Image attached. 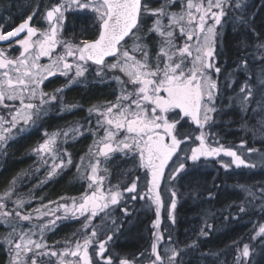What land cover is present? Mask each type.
I'll use <instances>...</instances> for the list:
<instances>
[{
    "label": "snow or ice",
    "instance_id": "1",
    "mask_svg": "<svg viewBox=\"0 0 264 264\" xmlns=\"http://www.w3.org/2000/svg\"><path fill=\"white\" fill-rule=\"evenodd\" d=\"M176 3L177 0H161L159 7L153 8L149 6V0H56L44 9L46 28L30 24L37 15V5L12 31L0 30V41L15 42L22 49L18 56L12 57L0 48V105L11 107L4 104L5 100L20 103L19 108L9 113L10 119L0 116V147L14 138V130L23 132L41 121L49 111L46 105L62 103L63 88L52 94L43 91L41 85L49 77L60 74L69 78V84L76 83L85 76L91 63L96 66L97 76L104 78L110 74L117 84L114 102L89 109L90 114L95 112L97 115L98 135L86 154L88 163L85 165V158L81 157L76 166L79 179L87 182V190L79 198H67L70 203L58 204L56 209L48 212L34 209L36 215L33 216L32 212L22 211L30 200L21 196L12 201L14 209L4 211L7 208L5 201L11 200L16 191V178L0 195V222L11 228L5 237L12 253L10 264H51L52 257L56 258V264H145L135 257L121 258L109 252L110 242L123 226L117 223L113 214L118 208L124 217L131 215L126 194L129 200L139 198L150 202L149 206L155 205L153 240L146 264H181L179 258L183 250L176 246L170 233L168 246L163 249L165 255L159 250L161 241L165 240L160 231V213L165 207L160 188L170 162L169 182L178 176L182 178L189 161L195 165L202 159L220 157L221 154L232 158L230 163H223L225 169L232 165L238 168L256 166L232 148L219 144L214 136L209 140L212 136L209 129L215 123V116L225 107L220 88L222 68L217 62L218 29H223L222 21L229 10L239 11L244 7V0H184L178 12L171 10ZM85 10L93 13L97 22L95 38H66V14ZM147 17L153 18L149 27L144 24ZM236 19L242 25L248 23L243 15ZM22 33L23 38L16 39ZM256 49L253 59L264 62V42L257 44ZM42 58H47L48 63L42 64ZM237 70L250 73L249 62L242 59L237 69L225 74L224 79L229 84L235 83L233 76ZM257 92L260 99L255 98ZM228 100L227 107L235 104L242 113L247 114L253 102L264 112V66L256 74L255 84L249 75ZM71 107L74 105H64V109ZM189 121L195 125L198 134L185 127ZM260 126L264 134V116L260 118ZM69 132L73 138L82 134L79 127L62 133L45 132L43 143L33 149L42 164H48L46 156L52 160L46 179L72 165L71 154L61 153L57 143L61 135L67 138ZM117 155L134 160L136 168L144 170V189L138 188L139 176L123 189L119 184L106 187L105 181L110 175L107 165ZM246 191L250 196L254 195L250 190ZM176 195L175 190H170L167 214L172 224H175ZM42 207L48 208V205ZM60 209H63V216L56 215ZM239 211L244 212L245 208L241 206ZM43 216L54 219L34 223L27 231L17 232L20 222L39 221ZM13 217L16 224L11 222ZM79 217L84 219L78 235L74 234L75 239L66 240V246L58 251L47 244L44 233L55 226L57 220ZM98 217L100 224L93 223ZM37 228L40 239L34 240L32 237ZM211 228V224L205 223L199 235L207 236ZM256 229L250 240H259V247L264 250V223L258 224ZM233 245L238 253L234 256V264H251L255 245L241 244L238 240L233 241ZM185 247H197V241ZM140 255L144 256V253Z\"/></svg>",
    "mask_w": 264,
    "mask_h": 264
},
{
    "label": "bare ground",
    "instance_id": "2",
    "mask_svg": "<svg viewBox=\"0 0 264 264\" xmlns=\"http://www.w3.org/2000/svg\"><path fill=\"white\" fill-rule=\"evenodd\" d=\"M55 2H56V0H55ZM263 5H264V0H244V7L241 10L237 11V10L233 9V10L228 11V15L226 17H224V21H226V22L222 21V23L224 24L223 29H222V36H223L222 37V48L218 51V54L222 50H224V47H225L224 46V40H225V37H226L228 31H234L238 34H248V35L255 34V32L252 30V27L250 26V19H251V21H253V18L256 15L257 8H260ZM149 6L155 8V7H157V3L154 2ZM247 14H248V16H250V19L246 16ZM240 15H243L247 19L248 23L246 25H242L236 19V17H238ZM34 19H35V16L33 17L32 21H30L31 26L40 28L39 25H41V23L43 21V17L41 18L40 22H35ZM151 23H152V18L150 17L149 18V24H151ZM18 25H16L15 27H17ZM218 30H220V29H218ZM64 35H65V37L67 35L65 33V29H64ZM23 36L21 38H23ZM18 39H20V38H18ZM1 42L5 43L2 45V47H6L5 51L9 52L10 55L14 54V53H19V49L16 48L18 46V44H16L15 42H9V41H1ZM151 43H152V41H151ZM10 44H11V46H10ZM252 49L256 50V46L253 45ZM153 51H155L154 45H153ZM217 62H218V57H217ZM218 64H219V62H218ZM89 65L91 66L92 70H93V68H96V66L91 65V63ZM263 66H264V64H263ZM249 68H250L249 75H251V77L255 76L256 73H259L258 68L254 64L249 65ZM252 70H255L257 72H253ZM237 71L240 72L241 74L246 73L243 70H237ZM226 73L227 72L223 71V69H222V73L220 75V88L222 91L221 101L223 102V105L225 107H223L222 113L215 116V123L209 129L210 133L212 134V136L209 137V140L211 141L212 137L214 136L215 139L219 141V144H222L224 146L225 145H231V146L232 145L233 146L247 145L248 149H255L256 150L255 153L258 151L257 147H262V149H260L259 151H264V141H258L257 138L255 137V135L252 133V131L255 128H257L258 125H260V118H261V116H264V112H262L260 109H258L254 102L250 105L247 114L242 113L240 111V108L238 106H236L235 104H233V106H231V107H227V105L229 104L228 97H232L238 92L240 84L236 78H234L235 83H230V84L228 81L223 80V78H224L223 76ZM88 75H89V80H82L79 83L73 84L71 86H68L69 83H68V79L66 77L57 75L55 77H50L47 80H45L43 85H41V87H42L44 92L51 93V94L54 93L56 89L63 88V92L60 94V96L66 98L67 95L72 90H76V91L82 93V90H85V88H89L90 86H94L96 84L107 85L109 88H111V89L113 88L115 90L114 98H112L110 101L109 100L103 101L100 104V107L101 106L103 107L107 102H114L116 99V95H117V84L113 81L96 80L93 77L94 75L91 73ZM56 81H58L60 84L63 83V86H60L57 88L56 87L51 88ZM255 98L260 99V96L255 97ZM66 104L68 105V103H66ZM72 104L75 105V103H72ZM74 107L77 108L76 105ZM90 108H92V107L88 108V106H87L84 109V111H86V113H87V116L89 115L87 111ZM234 112L235 113L237 112L239 115V119L237 120L238 122H235V121L227 122L228 119H231L230 117H232V116H230V114L231 113L234 114ZM53 113H54V111H49L46 116L49 117ZM70 114L71 113H58V116L63 117V116H67ZM227 114H228V116H227ZM45 118H47V117H45ZM44 119L39 121L38 124L40 125V123H43ZM86 120L88 121V118ZM87 121L84 123H81L80 121H73L71 124H69L70 126L79 127L81 129L80 132L82 134L80 137H76V138H73V139H70V140L64 142L63 147H64V150L66 153H68L67 152V145L68 144L80 143L82 139L88 140L87 145H89V147L93 145V142H94V135L93 134L94 133H93L92 129L96 128V121L95 120L88 121V122ZM241 123H245L244 125H246L250 130H248V131L245 129L243 130L241 128L242 125H240ZM84 126L87 128H84ZM185 127L188 128L189 131H192L193 134H198L195 131V125H191L190 121H189L188 125H185ZM34 128L35 127H33L31 130H29L27 132L32 131ZM62 129H60V130H62ZM54 130H56V129L54 128L53 130H49L47 127H42L41 130L38 133H35V135L33 136V137H35V142L33 143V145L36 146L37 144L39 145V144L43 143V141L45 139V136H44L45 132L53 133V132L60 131V130H57V131H54ZM231 137H233V138H231ZM18 138H19V136L13 138L8 143L16 142V141H18ZM193 146H195V145L193 144ZM213 146H216V145L214 144ZM31 155L34 156V151L32 152ZM117 157H120V156H117ZM35 158L36 157L34 156V160L32 161L33 167L36 165V162H35L36 159ZM3 159H4V152H3V156H2L1 162H0V169H1V166L3 163ZM128 160L132 161V163L135 162L132 159H128ZM72 163H73V161H72ZM223 163H226V162L225 161L223 162L221 160V157H216V158H211V159L208 158L207 160L202 159L201 161L197 162L195 165H192V163L189 161L188 167L186 168L185 173L181 174L182 178L180 176H178L177 179L174 181V182H176V188L174 190H183L184 188H182V187L187 185L190 181H192L193 177H198L200 179V182H199L200 185L204 186V184H208L207 186H209V187L208 188H201V189L200 188H198V189H196V188L184 189V190H187V195H184L177 200V207L173 212V215L175 216V224H172L170 222V220L168 218V214H167V209L166 208L161 209L162 215L165 216V218H166V220L161 223V227H160V231L163 232L165 235V240L162 241V244H161V255H165L163 252V249L166 246H168L167 236L169 233L173 236V239H174L175 243L177 244L176 245L177 247H178V244L183 243L184 241L189 242L191 244L192 241L194 240L193 236H192V231H189L187 229L191 228L193 226V223H195V222H196V225H198L200 229L202 227H204L205 223H208V224L212 225V228L209 231V234L207 236H200L199 235V237H200L201 241H203V242H207V241L213 242L217 238L222 237L225 233L230 232L229 230L231 227L229 226V224L231 222H234V223L238 224L239 226H241L243 224L246 228L245 236H243V237L239 236L238 237V235H237L236 236L237 238H235L234 241L238 240L241 242V244L251 243L252 245H255L254 250H253V255L251 257V264H260V263L264 264V258L263 259L261 258L263 250L259 247V240H256V241L250 240V238L254 235V232H255V230L253 229L254 226H257L258 224L264 223V171L256 172V170H254L253 168L248 167V169H247V167H245V166H243L245 169H242V167H240V169L238 170L237 167L234 166V167H230L227 170L223 167ZM39 165H41V164L40 163L38 164V162H37V166H39ZM71 166L72 165L63 169V171L60 172L55 177L66 172ZM225 170H227V171H225ZM25 173H26V171H20L15 176H12L11 179L9 180V182L6 184L5 188H3L1 190L0 194L4 193V191L8 188L10 182L14 178H16L17 182L21 179L23 180L24 178H22L21 175H23ZM165 176H166V172H165ZM33 178H34V180H39V178H35V176ZM77 181L79 183H81V181H79L78 177H77ZM164 182H165V180L162 181L161 185H163ZM246 189L250 190L252 193L260 190L259 191L260 197L259 198L257 197L258 205H257V203L254 205L253 203L251 204V203H247V202L245 203L244 202L245 193L249 192V191H246ZM15 192H16V194H18L20 196H25V195L31 196L32 200H33L32 205H34V206L35 205H37V206L52 205L54 203H51V202H58L61 200L59 198L55 201H53V200L49 201L48 200L45 202L43 200V197H41L38 194V192L33 191V189L30 188L29 184H27L26 181H24L23 184L20 185V187L18 189H16ZM229 194H231L232 198L227 200L226 198L229 196ZM80 195L71 194V195H67V196H63V197L72 198V197H80ZM217 197H218V200H220L221 205L220 204L217 205L215 203ZM167 199H169V198H167ZM168 201L169 200L164 201V203L166 204ZM226 201L228 204L227 206H226ZM41 203H43V204H41ZM239 204L244 205V208H245L244 212L239 211V208H238ZM220 207H223L222 210H226V211L220 212L219 211ZM203 211L212 212V213H211V215H208L210 217L202 216V215H195V214L201 213ZM117 213L119 214V210ZM136 219L141 220V218H138L137 216H134V218L132 220H136ZM143 221H146L144 219V217H143ZM75 222H79L80 224L75 223ZM124 222H125V224L123 225V231H122L121 235H119V233H120V231H119L116 236L117 237L119 236L120 238L123 236H127V238L124 240H120L119 242H117L116 238H114L113 241L110 242L109 249L111 250V252H113L114 254H118L120 257H123L125 255H129V257H131V258H133V257L137 258V254L135 256H133L131 253H129V251H139V250L143 249L144 247H146V250H148V248L150 249V245H151L150 239L152 238V233L154 230L151 229L147 224L139 225L138 223H134L133 221L126 219V217H125L123 223ZM81 224H82L81 220H76V219H74V220H61L54 227L53 231L51 233H49V235H47L46 240H48L51 236H54L55 234L57 235L62 229H69V232L66 235H63L66 240L75 239L76 237L74 236V234L78 235V230L81 229ZM69 225L70 226L71 225H77V226L76 227H69ZM128 226H133V227L129 228ZM0 227H4L6 229L5 233L1 237V241L6 246V248L8 250V247L5 243V237L7 236L10 228L5 227L4 225H0ZM137 228H141V231H139V234L137 236L125 233V232L132 230V229L135 230ZM226 230H227V232H226ZM206 231H207V229H206ZM102 235H103V233H102ZM228 243H229L228 249L221 251L219 254V257H221V255H223V257L225 256L222 259L221 263H219V264H234V256H236L238 253H237V251L233 245V241H229ZM90 251H91V249H90ZM121 254H123V255H121ZM215 255L216 254L211 255V256L208 255L207 249H205V251L202 252V257L205 258L206 260L210 261V258H212L211 259L212 264H216L215 258H217L218 255L217 256H215ZM148 256L149 255H147L145 257L141 256V258H139V259H141L143 261H147ZM97 259H99V258H97ZM179 259L181 260V264H182V254H181V257ZM200 260L201 259H198V262ZM51 262H52V260H51ZM203 262H205V261H203ZM200 264H203V263H200Z\"/></svg>",
    "mask_w": 264,
    "mask_h": 264
},
{
    "label": "trees",
    "instance_id": "3",
    "mask_svg": "<svg viewBox=\"0 0 264 264\" xmlns=\"http://www.w3.org/2000/svg\"><path fill=\"white\" fill-rule=\"evenodd\" d=\"M55 0H0V30L3 32H8L14 29L16 25L23 22L29 14L39 5V9L37 15H35V22H40L43 17V12L46 6L54 3ZM154 8V7H153ZM67 19L65 21L64 29L67 34V38H75V39H93L97 34V22L95 17L91 13H82V12H70L67 15ZM249 19L250 16L246 15ZM145 27L151 26L148 22L144 21ZM41 27V25H39ZM250 26L252 30L254 29L255 34H238L234 31H228L225 40H224V50H222L218 54V62L219 66L225 72H233L234 69H237V65L242 59H246L249 62V65L254 64L258 70H261L264 62H261L259 59H253V55L257 53V49L253 50V45H257L261 42H264V5L260 8H257L256 15L253 18V21L250 19ZM259 34V35H257ZM151 44V40L149 41ZM1 47V45H0ZM253 72H257L252 70ZM238 73V74H237ZM225 76V75H224ZM223 76V77H224ZM249 73H240L238 71L234 72L233 79L236 78L241 84L248 78ZM223 80H225L223 78ZM251 82L256 83V75L251 77ZM63 86V83L60 84L58 81L54 83L51 88H57ZM115 90L109 88L107 85H94L89 88H85L81 92L76 90H72L66 97L65 103L68 105H73L75 103L77 109L71 112L70 115L59 117L58 113H54L53 115L44 119L43 123L35 126V128L30 131L19 136L18 141L8 143L3 152L4 159L0 169V192L3 188H5L6 184L9 182L12 176H15L20 171H28L33 167L32 161L34 160V156H32L33 149L36 146L33 145L35 142V133H38L42 127H47L49 130H53L54 128L60 130L62 128L69 127L73 121H80L81 123L86 122L87 114L84 109L88 106H100V104L105 100H111L114 98ZM259 97V95H257ZM74 105V106H75ZM228 116V114H227ZM231 119H228L227 122L235 121L239 119L238 113L234 112L230 114ZM245 123H241V128L244 130H250ZM252 133L255 135L258 141H264V134L261 132V126L258 125ZM233 138V137H231ZM263 138V139H262ZM234 140V139H233ZM88 140L82 139L80 143L77 144H68L67 152L71 154L72 158V166L61 175L55 177L52 180L47 181V183L39 182L37 180H31L29 184L30 188L33 191L38 192V194L43 197V200L46 201H55L63 196L67 195H80L86 190L85 183H79L77 181V171L76 166L80 163V158L84 157L89 150V145H87ZM258 150L262 149V147H257ZM132 163L127 158L117 157L115 160L111 161L108 164V168L111 170H118L117 168H128V165ZM134 164V162H133ZM195 176V175H194ZM40 181V180H38ZM200 179L198 177H193V180L190 181L187 185L181 186L184 189L189 188H208V184H204V186L199 184ZM232 194V193H231ZM226 198L227 200L231 199L232 196ZM219 201V202H218ZM217 205L220 204V200L218 197L216 198ZM43 204V203H41ZM221 205V204H220ZM226 201V206H227ZM223 207L219 208V211H222ZM225 208V207H224ZM227 208V207H226ZM212 212H201L195 215L208 216L211 215ZM210 217V216H208ZM80 224L79 222H75ZM77 225H69V227H76ZM230 232H226L222 237L217 238L215 241H201L199 237V226L196 225V222L193 223V226L187 230L192 231V236L195 241H197V247H185L186 245H190L189 242H183L178 244V248L182 249V264H212L210 261L206 260L202 257V252L207 249L208 255L217 256L215 258L216 264L221 263L223 255L219 257L221 251L228 249L229 241H234L236 236L238 235L243 237L245 236L246 228L242 224L239 226L238 224L231 222L229 224ZM256 230V226L253 228ZM184 230V229H183ZM6 229L4 227H0V264H9L10 254L6 248V246L2 243L1 237L5 233ZM141 231V228H137L135 230H130L128 234H132L137 236ZM69 232V229H62L57 235L51 236L47 241L50 246H54L55 244H63L66 239L63 235H66ZM131 235V236H132ZM122 238L126 239L127 236H123ZM185 238V237H184ZM123 239V240H124ZM193 240V241H194ZM125 244V243H124ZM123 245V244H122ZM200 253V254H199ZM262 259L264 258V250L262 252ZM260 258V259H261ZM198 259H201L198 262ZM261 259V260H262ZM205 261V262H203ZM214 261V262H215ZM210 262V263H209ZM261 264V263H260Z\"/></svg>",
    "mask_w": 264,
    "mask_h": 264
},
{
    "label": "rangeland",
    "instance_id": "4",
    "mask_svg": "<svg viewBox=\"0 0 264 264\" xmlns=\"http://www.w3.org/2000/svg\"><path fill=\"white\" fill-rule=\"evenodd\" d=\"M157 3V7H159V5H160V3H161V0H149V5H151L152 3ZM184 3V0H177V3L175 4V5H173L172 6V11H180V6H181V4H183ZM73 12H82V13H91V12H89V11H73ZM91 14H93V13H91ZM94 15V14H93ZM149 18L150 17H147L146 18V21L148 22V20H149ZM152 18V17H151ZM153 19V18H152ZM167 21H165V23H166ZM211 23V22H210ZM47 27V22L43 19V21H42V23H41V27H40V29H43V28H46ZM219 32H220V36H219V39H218V44H217V52L222 48V30H218ZM179 42V41H178ZM16 48H18L19 49V53H20V51L22 50L21 48H20V46L18 45ZM5 50V49H4ZM57 51L59 52L60 51V49H57ZM19 53H14V54H9V52H8V55L9 56H12V57H16V56H18L19 55ZM71 59V58H70ZM42 64H46V63H48V59L47 58H42L41 59V61H40ZM260 72V71H259ZM93 74L94 76V78L96 79V80H101V81H113V80H111V78H110V74H106L105 76H104V78H101V77H99V76H97L96 74H95V68H93V70H92V68H91V66L89 65V69H88V72H86L85 73V76L84 77H82V78H79L78 79V82H76V83H72V84H69L68 86H71V85H73V84H77V83H79L80 81H82V80H89V75L88 74ZM257 74V73H256ZM57 75H60V74H57ZM56 75V76H57ZM60 76H63V75H60ZM53 77H55V76H53ZM63 77H65V76H63ZM50 78V77H49ZM67 79H69L68 77H66ZM114 82V81H113ZM244 82V81H243ZM242 82V83H243ZM241 83V84H242ZM240 84V85H241ZM253 84H255V82H253ZM49 94H51V93H49ZM257 95H259V93L257 92L256 93V96L255 97H257ZM63 98V100H62V103H60V102H53L52 103V105L51 106H48V105H46L45 107H48L49 108V111H54V113H71V112H73V111H75L77 108L76 107H71L70 109H64V105H67L66 103H65V99L66 98H64V97H62ZM59 99V98H58ZM25 102H28L27 100L25 101ZM33 102H36V101H33ZM4 104H6V105H10L11 107V109L8 107V108H6L4 105H0V116H4L5 118H7V119H10V116H9V113L10 112H12L15 108H19L20 107V103H19V101H9V100H5L4 101ZM101 108H102V106H101ZM48 111V112H49ZM53 113V114H54ZM89 113V112H88ZM92 113L94 114V115H92ZM91 113V115H88L87 116V118H88V121H92V120H97V115H96V113L95 112H92ZM52 114V115H53ZM45 117H48V116H44L43 117V119L45 118ZM42 119V120H43ZM87 121V122H88ZM39 124L37 123L35 126H38ZM35 126H30V127H28L27 128V130L26 131H23V132H19V133H17L15 130L13 131V137L15 138V137H18V136H20V135H22L23 133H26L27 131H29V130H31L33 127H35ZM5 127H7V125H5ZM71 128H75V126H69V127H66V128H63L62 130H60V132L62 133V132H64V131H67V130H69V129H71ZM84 128H87V127H85L84 126ZM81 130V129H80ZM92 131H93V135H94V140L95 139H97V135H98V133L96 132V128H94V129H92ZM99 134H102V132L101 133H99ZM81 135H76V137H80ZM75 137V138H76ZM13 139V138H12ZM12 139H9L8 141H7V144H8V142L10 141V140H12ZM70 139H73V134L71 133V132H69V135H68V137L67 138H65L63 135H61L59 138H58V146H59V150H60V152L61 153H64L65 152V150H64V147H63V144H64V142H66V141H68V140H70ZM6 144V145H7ZM183 147V146H182ZM224 147H226V148H232L233 150H235V151H237V153L238 154H240L241 156H242V158L243 159H245L249 164H255L256 166L253 168L254 170H256V172H259V171H264V151H257L256 153H255V151H249V149H248V146L247 145H244V146H242V145H236V146H231V145H225ZM4 148H5V146L4 147H0V162H1V158H2V156H3V150H4ZM248 149V150H247ZM34 156L36 157L35 159H36V165L34 166V167H32L31 169H29L28 171H26V173L25 174H23V175H21L22 176V178H24L23 180L21 179V180H19L18 182H17V184H16V189H18L19 187H20V185H22L23 184V182L24 181H26L27 182V184L28 183H30V181L31 180H33L34 178V176H35V178H39V180L40 181H36L37 183H39V182H42L43 181V183H47V181H49V180H52V179H54L55 178V176L54 177H52L51 179H46V173L48 172V170H49V168H50V165H51V163H52V160H51V158L50 157H45V159H48V164H42L41 163V159H40V157L34 152ZM117 156H119V155H117ZM116 156V157H117ZM221 160L224 162H226V163H230V161L232 160V158L231 157H228V156H226V155H223V154H221ZM84 164L86 165L87 163H88V156L87 155H85L84 156ZM65 159H66V157H65ZM209 159H211V158H209ZM174 160H175V158H174ZM37 162H38V164L40 163L41 165H39V166H37ZM111 162V161H110ZM109 162V163H110ZM108 163V164H109ZM171 163L172 162H170V165H169V169H166V176H165V182H164V184L163 185H161V188H160V191L162 192L163 191V194H165V195H170V190L172 189V190H174L175 188H176V182H174V181H171V182H169L168 180H167V175H168V172H169V170H170V168H171ZM135 164H136V162H134V164L133 163H130L129 165H128V168H117L118 170H111V169H109V172H110V175L108 176V178H107V180L105 181V184H106V187L107 186H110V185H116V184H119L120 185V187H121V189H123L129 182H131L132 180H133V178L135 177V176H139L140 177V180L138 181V188L139 189H144V185H145V172H144V170L143 169H137L136 168V166H135ZM235 165H232L231 167H234ZM107 167H108V165H107ZM236 167V166H235ZM240 167H242V169H245L243 166H240ZM240 167L238 168L237 167V169L239 170L240 169ZM230 168V167H229ZM228 168V169H229ZM65 169V168H64ZM227 169V170H228ZM247 169H248V167H247ZM227 170H225V171H227ZM253 170V171H254ZM63 171V170H62ZM62 171H60V172H62ZM59 172V173H60ZM78 174V173H77ZM103 174V173H102ZM34 175V176H33ZM77 177H78V179H79V174L77 175ZM34 181V180H33ZM79 181H81V182H84L85 183V186H86V190H87V182L86 181H84V180H81V179H79ZM42 183V184H43ZM258 188V187H257ZM260 191V190H259ZM259 191H256V192H253V194L254 195H252V196H250L249 195V192L248 193H245V199H244V202L246 203H253L254 205L257 203V205H258V199H257V197L259 198L260 196H259ZM3 194V193H2ZM2 194H0V195H2ZM17 196H20V195H18V194H16V192L13 194V196H12V199L11 200H8V201H5V203L7 204V208L6 209H4V211H8V210H12V209H14L15 208V205H14V203L12 202V201H14L16 198H17ZM21 197H23L25 200H30V203H26L25 204V206H24V209H22V211H27V212H32V214H33V216H35L36 215V213L35 212H33V210L34 209H37V208H40V210H41V212H48L49 210H54V209H56L57 208V206H58V204H63V203H70L71 201L69 200V199H65V200H60V201H58V202H56V203H54V204H52V205H48V208H43L42 206H37V205H32V197L31 196H28V195H25V196H21ZM76 198H79V197H76ZM125 200L127 201V205L128 204H132V208H130L129 209V211H137V212H140V211H144V210H147L146 209V207L147 206H149V203L150 202H148V201H145V200H140L139 198H137V200H135V201H132V200H129V199H127V194L125 195ZM254 201V202H253ZM122 203H124V201H122ZM244 203V204H245ZM147 205V206H146ZM241 206H243L244 207V205H238V208H240ZM167 207H168V202L165 204V207L164 208H166L167 209ZM256 208V207H255ZM258 208V207H257ZM119 209L117 208V210L115 211V213L113 214V218H115L116 219V221L117 222H119V221H124V219H125V217L119 212V214L118 213H116L117 211H118ZM224 211H226V210H222L221 212H224ZM141 213V212H140ZM56 215L57 216H63V209H60V211H58V212H56ZM142 218H143V216L141 217V220H142ZM49 219H54V217H52V216H43L42 217V219L41 220H39V221H31V222H29V221H22V222H20L18 225H17V232L19 233L21 230H23V231H27L28 230V228L29 227H31L34 223L35 224H41V223H46ZM74 219H76V220H81V221H83V217H79V218H71V219H61V220H74ZM61 220H57L56 221V224H55V226L61 221ZM135 221H138V219H136ZM11 222L13 223V224H16V218L15 217H13L12 218V220H11ZM93 223H95V224H100V218L98 217L95 221H93ZM0 225H4L5 227H9V225H7V224H4L3 222H0ZM55 226H52L51 228H50V230H47L45 233H44V239L46 240V238H47V235H49V233H51L52 231H53V229H54V227ZM10 228V227H9ZM11 231V228H10V230H9V232ZM34 231L36 232V235H34L33 237H32V239H34V240H39L40 239V236H39V230H38V228L37 229H34ZM120 231H123L122 229H120ZM7 234V233H6ZM17 242H19L18 241V237H17ZM46 242H47V244H48V241L46 240ZM7 245V244H6ZM49 245V244H48ZM50 246V245H49ZM66 245H65V243H61V244H58V245H54V246H52L53 248H54V250H60V249H62L63 247H65ZM7 247H8V252H9V254H10V260H11V256H12V253L10 252V249H9V246L7 245ZM10 260H9V264H10ZM51 260H52V262H51V264H56V258L55 257H52L51 258Z\"/></svg>",
    "mask_w": 264,
    "mask_h": 264
},
{
    "label": "flooded vegetation",
    "instance_id": "5",
    "mask_svg": "<svg viewBox=\"0 0 264 264\" xmlns=\"http://www.w3.org/2000/svg\"><path fill=\"white\" fill-rule=\"evenodd\" d=\"M0 48L6 49V47H0ZM87 112H89V110ZM88 114L91 115L90 113H88ZM92 115H94V114L92 113ZM175 191L177 193L176 200H178L179 198H181L184 195H187V190H184L183 189V190H175ZM161 195H162V198L164 199V201H167V200H169L167 198H170V195L163 194V191L161 192ZM127 206H128L129 209L132 208V204H128ZM146 209L147 210H144L143 212L140 211L141 213L140 212H137V211H134V210L133 211H130L132 215L126 217V219H129V220L133 221L134 223H138L139 225H141V224H144V225L147 224L151 229H153V227H152L153 221L156 219L155 205L147 206ZM134 216H137L138 218H141L143 216L146 221H143V218H142V220H138V221L132 220L134 218ZM160 218H161V221L162 222H164L166 220L165 216L162 215V210H161V213H160ZM117 223L118 224H122V225L125 224V222L123 223V221H119ZM128 227L131 228L133 226H128ZM120 229L123 230V226ZM121 233H122V231H120L119 235H121ZM114 238H116L117 242H119L120 240H123L124 239L122 237L120 238L119 236L118 237L115 236ZM150 240H151V243H152L153 236H152V238ZM161 244H162V241H161L160 246H159V250L160 251H161ZM109 252H111L110 249H109ZM129 253H131L133 256H135L137 254V258L136 259L141 260V259H139V258H141V255L140 254L141 253H144V256H142V257H145V256H147V255L150 254V249L148 248V250H146V247H144L143 249H141L139 251H129ZM106 255H107V253H106ZM121 255H123V254H121ZM125 257L126 258H129V259H132L131 257H129V255H125V256H123L121 258H125ZM145 264H146V261H145Z\"/></svg>",
    "mask_w": 264,
    "mask_h": 264
},
{
    "label": "water",
    "instance_id": "6",
    "mask_svg": "<svg viewBox=\"0 0 264 264\" xmlns=\"http://www.w3.org/2000/svg\"><path fill=\"white\" fill-rule=\"evenodd\" d=\"M30 24H31V23H30ZM23 35H24V34L22 33V34H21V37H22ZM21 37H18V38H21ZM18 38H16V39H18Z\"/></svg>",
    "mask_w": 264,
    "mask_h": 264
}]
</instances>
